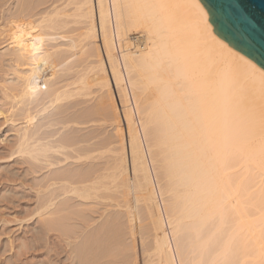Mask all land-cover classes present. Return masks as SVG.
<instances>
[{"label":"bare ground","instance_id":"bare-ground-1","mask_svg":"<svg viewBox=\"0 0 264 264\" xmlns=\"http://www.w3.org/2000/svg\"><path fill=\"white\" fill-rule=\"evenodd\" d=\"M81 1L77 9L91 21L89 37H98L102 44L103 59L96 48L94 68L109 76L99 87L117 94L119 88L124 98L123 107L117 99V105L109 99L116 113L122 110L123 117L116 116L125 125V140L121 137L130 162L115 179H122L130 167L136 203L154 232V260L264 264V80L260 77L264 69L215 34L200 0ZM44 22L45 18L37 25ZM132 32L142 33L144 43L135 51L128 42ZM116 37L125 46L123 64L116 55ZM39 69L38 64L31 70L30 81ZM70 95L67 87L55 88L38 103L56 106ZM27 127L28 122L16 150L33 164L50 151L68 147L63 138L42 143L44 139H34ZM45 158L49 171L36 176L34 185L39 234L46 237L62 228L57 238L70 241L78 234L64 225L63 213L102 200L103 178L92 170L57 167L68 157ZM121 186L128 201L130 179ZM129 232L128 227L125 233ZM112 237L95 232L81 247L77 245V252L75 247L70 250L79 264H100L117 244ZM149 257L142 264H151Z\"/></svg>","mask_w":264,"mask_h":264},{"label":"rangeland","instance_id":"rangeland-1","mask_svg":"<svg viewBox=\"0 0 264 264\" xmlns=\"http://www.w3.org/2000/svg\"><path fill=\"white\" fill-rule=\"evenodd\" d=\"M81 2L0 0V111L4 113L0 115V264H79L74 253L75 249L79 250L77 245L81 247L88 235L95 232L102 235V231L108 237L113 235L111 240L117 244L100 264H142L146 255H150L151 264H157L152 256L154 232L142 206L136 203L130 167L122 179H115L130 164L126 142H123L125 125L118 117H123V113L122 110L116 113L117 106V110L111 107L116 99L123 107L124 98L119 88L120 94H117L111 88L107 93L99 87L102 80L109 81V76L100 75L94 68L96 48L100 49L103 59L102 44L98 37L96 40L89 37L91 21L77 9ZM19 8H23L22 11L18 12ZM44 18L45 22L37 25ZM131 35L142 33L132 32ZM38 64L40 69L33 72V81H30L31 70ZM66 87L72 95L70 99L65 98L67 101L56 103L62 106L39 105L48 90L60 88L62 91ZM53 109L63 110L57 113ZM26 122L28 134L34 139H44L42 143L51 138L69 141L68 147L59 153L45 154L51 160L69 158L57 167L92 170L103 178L102 200L75 205L72 212H77L76 215L70 211L63 213V217L68 218H63L64 225L76 230L77 240L75 237L70 241L57 238L62 228L46 237L39 234L42 225L35 216L38 198L34 185L38 181L36 176L46 175L49 168L45 165V155L39 157L40 166H35L37 162L33 164L27 156L17 153ZM119 123L124 129L122 133ZM80 156L86 158L77 161ZM28 167L33 168L28 171ZM127 179L131 187L128 201L121 186ZM130 212H133L132 219ZM126 227L129 233H125Z\"/></svg>","mask_w":264,"mask_h":264},{"label":"water","instance_id":"water-1","mask_svg":"<svg viewBox=\"0 0 264 264\" xmlns=\"http://www.w3.org/2000/svg\"><path fill=\"white\" fill-rule=\"evenodd\" d=\"M215 34L264 69V0H200Z\"/></svg>","mask_w":264,"mask_h":264},{"label":"built area","instance_id":"built-area-1","mask_svg":"<svg viewBox=\"0 0 264 264\" xmlns=\"http://www.w3.org/2000/svg\"><path fill=\"white\" fill-rule=\"evenodd\" d=\"M128 42L130 43V47L132 51L138 50L141 48L143 43V37L141 35H131L128 39ZM125 49V46L120 40L116 37L115 39V51L116 55L118 56L119 61L123 64L122 61V53Z\"/></svg>","mask_w":264,"mask_h":264},{"label":"snow or ice","instance_id":"snow-or-ice-1","mask_svg":"<svg viewBox=\"0 0 264 264\" xmlns=\"http://www.w3.org/2000/svg\"><path fill=\"white\" fill-rule=\"evenodd\" d=\"M260 77L262 80H264V72H260Z\"/></svg>","mask_w":264,"mask_h":264}]
</instances>
